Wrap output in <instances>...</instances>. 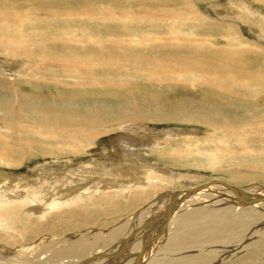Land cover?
Here are the masks:
<instances>
[{
  "label": "bare ground",
  "instance_id": "obj_1",
  "mask_svg": "<svg viewBox=\"0 0 264 264\" xmlns=\"http://www.w3.org/2000/svg\"><path fill=\"white\" fill-rule=\"evenodd\" d=\"M201 1L0 0V264H264V0Z\"/></svg>",
  "mask_w": 264,
  "mask_h": 264
},
{
  "label": "rangeland",
  "instance_id": "obj_2",
  "mask_svg": "<svg viewBox=\"0 0 264 264\" xmlns=\"http://www.w3.org/2000/svg\"><path fill=\"white\" fill-rule=\"evenodd\" d=\"M224 0H217L216 2H212V3H210L209 1H206V0H202L201 2H199L200 3V5H198V4H193L195 7H199V8H197L196 9V12L199 14H201L203 17H205V18H203V19H207L208 18V20L212 17V19L213 18H216V14L218 13V14H220V10L222 11V12H224V11H226V9L225 8H223V6H222V2H223ZM179 5H177V10H181V11H184V8H181V6H183V5H180L179 7H178ZM199 9V10H198ZM201 10V11H200ZM209 10H211V11H209ZM210 17V18H209ZM230 17L231 18H233L232 17V15H230ZM215 20V19H214ZM238 20V19H237ZM211 21V20H210ZM239 21V20H238ZM209 22V21H208ZM263 24V21H261V25ZM254 26L255 27V25H254V23H248L247 22V24H245V26H247V27H242L241 29H242V32H243V34L244 35H246V37L248 38V39H250V40H253V38H254V35L256 34H259L260 33V31L259 30H256V29H258V28H252L251 26ZM262 26H264V25H262ZM204 27H205V25H204ZM252 28L253 30H256V31H258V32H254V33H251V29H250V31H249V28ZM220 44H224V41H222V39H220L219 41H218ZM262 43L264 44V39H263V41H262ZM2 57V58H1ZM5 57V55H3L2 53H0V61H3V63H4V65L6 64V66H13V65H16L17 64V61L18 60H16V62H15V60H12V59H9V58H7L6 57V59L4 58ZM252 57V56H251ZM3 58L5 59V60H3ZM253 58V57H252ZM248 59H251V58H248ZM264 96H262L261 97V99H264L263 98ZM169 122H172V121H169ZM170 125H172L171 123H169ZM149 125H153V124H149ZM155 126V128H158V129H160L161 127H163L164 125H158L157 127H156V125H154ZM204 129H206V128H201L200 129V132H201V135H205V131H202V130H204ZM97 144H98V142H96ZM170 145V147H173V143H171V144H169ZM95 148H96V150L97 149H99L100 147L99 146H95ZM96 152V151H95ZM96 154V153H95ZM95 154H94V159H95ZM83 156V155H82ZM84 157V156H83ZM83 157H80V158H75L74 156H71V155H67L66 157H63V158H61L60 159V166L62 167V169H64V173L63 174H65V175H71V176H73L74 178H77V176L75 177V174H72L71 173V171H69L70 169H73V168H75L77 165H78V160H83L82 162H84V160L86 161L87 159H90V158H85V159H83ZM88 157V156H87ZM92 157V156H91ZM97 157V156H96ZM92 159V158H91ZM39 161H41L40 163L41 164H44L45 163V161L44 160H46V159H44V158H42V159H38ZM37 160V162H39ZM93 160V159H92ZM99 160V159H98ZM35 162V161H34ZM86 162H88V160L86 161ZM85 162V163H86ZM36 163V162H35ZM27 165H29L31 168H34L35 167V164L33 163V162H30V163H28ZM26 167H20V169L19 168H15V171H17V173L18 174H23L25 171H26ZM190 169H186V171L184 170L183 172L184 173H186V175H189V177H187L188 178V180H187V182L188 183H199V181H201L200 183H203V182H205V181H207V180H209V179H213V177L214 178H218V179H221V180H229L230 178H231V176H229V175H227V174H222V173H219V174H215V176L214 175H212L211 173H210V171L209 170H204V169H198V170H195V169H191V171H189ZM188 171V172H187ZM196 171H198L196 174H195V172ZM190 172V173H189ZM194 172V173H193ZM189 173V174H188ZM191 173H193L192 175H190ZM199 173V174H198ZM195 174V175H194ZM197 175V176H196ZM192 176V177H191ZM260 176V175H259ZM72 178V177H71ZM216 178V179H217ZM182 185V182H180L178 185H177V187L178 186H181ZM11 250H13V249H11Z\"/></svg>",
  "mask_w": 264,
  "mask_h": 264
}]
</instances>
